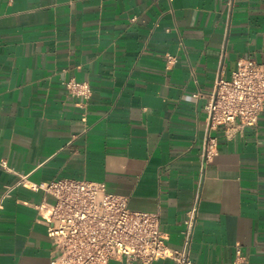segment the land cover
<instances>
[{"label":"crops","instance_id":"0c3cea01","mask_svg":"<svg viewBox=\"0 0 264 264\" xmlns=\"http://www.w3.org/2000/svg\"><path fill=\"white\" fill-rule=\"evenodd\" d=\"M239 59L264 65V0H0V199L13 188L0 264H50L35 206L52 200L22 176L105 183L159 213L173 249L201 185L194 262L264 264V108L254 127L213 131L206 112ZM209 133L218 155L203 166Z\"/></svg>","mask_w":264,"mask_h":264},{"label":"built area","instance_id":"2783aa9c","mask_svg":"<svg viewBox=\"0 0 264 264\" xmlns=\"http://www.w3.org/2000/svg\"><path fill=\"white\" fill-rule=\"evenodd\" d=\"M168 64L173 58L168 57ZM66 89L73 98L92 96L87 82L71 80ZM264 108V65L253 59H239L230 79L217 80L206 106L209 131L238 124H258ZM218 155L217 138L209 133L201 164ZM1 166L7 169L6 163ZM17 186L43 192L51 202L36 205L37 219L47 226L52 243L50 264H153L171 260L174 264H196L192 241L199 210L200 187L184 222L183 245L173 249L161 232L159 213L132 211L128 198L110 194L102 182L63 178L31 184L22 176ZM12 187L0 199V210ZM238 254L240 252L238 251Z\"/></svg>","mask_w":264,"mask_h":264}]
</instances>
